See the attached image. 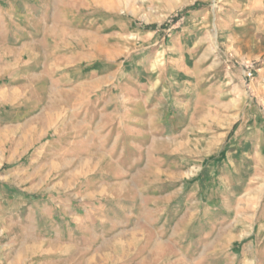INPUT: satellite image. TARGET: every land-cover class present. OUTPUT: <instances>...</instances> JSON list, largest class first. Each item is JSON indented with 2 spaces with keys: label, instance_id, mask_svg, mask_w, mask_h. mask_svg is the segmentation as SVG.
I'll list each match as a JSON object with an SVG mask.
<instances>
[{
  "label": "crops",
  "instance_id": "0c3cea01",
  "mask_svg": "<svg viewBox=\"0 0 264 264\" xmlns=\"http://www.w3.org/2000/svg\"><path fill=\"white\" fill-rule=\"evenodd\" d=\"M21 2L0 4V45L6 51L27 55L25 62L20 58L3 71V75L16 78L17 84H7L3 89L8 91H2L1 95L15 93L17 100L13 99L12 103H21V106L16 108L17 119L6 122L1 130L9 134L12 130L22 132L16 134V141L31 137L32 145L24 144L26 160L16 167L19 177L20 173L26 176L23 182L15 184L0 180V264H89V261L96 264L94 260H99L100 264H264V180L257 181L254 186L248 185V179H243L232 163L234 156L239 154L264 156V142L259 140L258 133L247 137L242 132H235L240 144L225 154L222 164L205 176H209L208 183L206 179V185L202 184L207 191H214L213 195L206 192V196L195 194L174 198L167 190L170 166L161 163L153 168L152 163H143L144 171L159 170L168 176L162 175L159 181H154L155 185L151 182L153 175L148 176L144 188H158L160 182V188H166V191L155 197L139 198L142 212L135 211V203L122 202L113 208V212L105 210L103 213L99 208L100 212L93 216L88 211L92 202L90 191L91 195L94 193L90 190L79 203L84 212L73 213V197L60 191L62 188L71 190L73 184L67 176V179L59 177L57 181L56 174L80 173L96 163L93 173H103V176L94 184L90 180L82 186L97 190L106 187V171L101 168L106 160L103 141L112 142L116 132L123 127L112 125L107 129L104 121L106 117L119 114L122 108L128 122L124 123V128L127 125L126 129L131 131L137 120V103L125 99L114 101L112 94L104 89L106 85H114L111 80L115 72L83 68L81 49L72 43L67 42L58 52L55 39L58 34H69L77 43L85 40L82 41L81 29L70 31L51 26L58 23L57 6H41L40 0H34V5L29 0ZM33 11L37 12L38 19L46 13L52 20L44 24L34 21L35 34L30 33L27 22H11L4 15L19 13L27 18ZM18 29H23V37ZM36 46L43 48L51 59L74 58L76 62L47 63L31 50ZM32 79L38 82L29 86ZM21 81L28 83L20 85ZM33 92L46 95L45 100L28 105L27 95ZM65 93L73 94L76 99L68 101L67 108L62 105ZM90 110L95 112V118L89 115ZM38 121L42 125L41 134L36 128H30ZM121 131L123 135L124 129ZM179 143L177 141L176 145ZM182 143L173 153H185L190 141ZM32 150L30 157L28 154ZM129 151L123 150L117 160L110 159L107 163L113 167L115 162L118 172L125 175L135 171L131 159L133 153ZM190 151L192 153L187 152L190 155L201 156L200 148L195 144ZM254 169L256 173L260 171L258 165ZM113 184L142 186L136 180L127 179ZM234 198L237 199L235 204ZM90 221L98 228L88 229ZM92 241L94 244H90Z\"/></svg>",
  "mask_w": 264,
  "mask_h": 264
},
{
  "label": "rangeland",
  "instance_id": "374dc122",
  "mask_svg": "<svg viewBox=\"0 0 264 264\" xmlns=\"http://www.w3.org/2000/svg\"><path fill=\"white\" fill-rule=\"evenodd\" d=\"M29 1L31 5L35 4L34 0ZM40 1L41 6H57L55 15L58 23H53L52 27L70 31L81 29L82 41H86L77 43L69 34H58L55 38L58 52L67 42L72 43L75 48L81 49L83 68L98 71L104 68L106 72H115L116 76L111 80L113 90L108 85L104 89L112 94L114 101L125 99L137 103V120L131 131L126 129L127 125L124 128V123L128 122L123 117L122 108L119 114L106 117L104 121L107 129L112 125L124 129L123 135L122 129L116 132L112 142L103 141L106 160L101 168L106 171V187L88 190L82 186L90 180L94 184L103 176V173H93L96 163L80 173L56 174L57 181L67 176L73 184L71 190H60L62 194L73 197V213L84 212L79 203L90 190L94 193L91 195L90 191L92 202L89 205L92 208L89 207L88 211L93 216L100 210L103 213L105 210L113 212V208L122 202L127 205L133 202L132 205L136 204L135 211L142 212L139 198L155 197L166 191V188H160V182L158 188H144L148 176L153 175L151 182L154 185V181H159L162 175L168 176L159 170L144 171L143 163H152L153 168L161 166V163L170 166L167 190L172 197L206 196L209 191L202 184L208 183L209 176H205L213 173L218 164H222L225 154L240 144L235 132H242L247 137L258 133L261 136L259 140L264 142V0ZM8 3L22 2L0 0L2 6ZM4 15L11 22H27L33 34L37 32L34 31V21L44 24L51 20L46 13L38 19L35 11L27 18L19 13ZM19 32L23 37V29ZM33 48L31 50L47 63L76 62L74 58L51 59L43 48ZM3 49L4 46L0 45V180L19 184L26 176L20 173L19 177L16 167L26 160L24 146L30 147L32 138L16 141V134L21 135L22 132L12 130L9 134L1 130L6 122L17 119L16 108L21 106V103H12L13 99L17 100L15 93L2 96L1 92L8 91L3 89L7 84H17L16 78L3 75L7 65L20 58L25 62L27 55ZM250 73L253 77H249ZM32 81L29 86L38 82ZM23 83L28 82L21 81L20 85ZM27 96L26 99L30 100L26 102L28 105L43 102L46 97L35 92ZM73 96L70 93L63 95L62 105L65 108L68 101L76 100ZM94 113L89 111L91 118H95ZM30 128H36L41 134L39 121ZM177 141L181 143L176 145ZM187 141L190 143L185 147V153H173L175 147ZM194 144L199 146L201 156L190 155ZM253 149L255 152L256 146ZM123 150L133 153L131 159L136 166L135 171L127 175L118 172L115 162L113 167L107 163L110 159L117 160ZM232 163L243 179H248V185L254 186L257 181L264 180V156L239 154L234 156ZM257 165L260 169L258 173L254 169ZM125 179L136 180L142 186L135 188L133 184H126L120 187L113 184ZM197 182L201 184L199 188ZM209 194L213 195L214 191ZM236 202L234 198L233 203ZM87 225L90 230L98 228L91 221ZM90 244H94L93 241ZM93 262L100 264L99 260Z\"/></svg>",
  "mask_w": 264,
  "mask_h": 264
},
{
  "label": "built area",
  "instance_id": "2783aa9c",
  "mask_svg": "<svg viewBox=\"0 0 264 264\" xmlns=\"http://www.w3.org/2000/svg\"><path fill=\"white\" fill-rule=\"evenodd\" d=\"M249 77H253V74H252V73H250V74H249Z\"/></svg>",
  "mask_w": 264,
  "mask_h": 264
}]
</instances>
